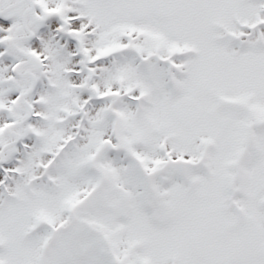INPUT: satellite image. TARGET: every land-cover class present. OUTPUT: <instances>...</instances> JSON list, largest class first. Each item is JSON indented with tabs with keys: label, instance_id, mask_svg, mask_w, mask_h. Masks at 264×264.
I'll use <instances>...</instances> for the list:
<instances>
[{
	"label": "snow or ice",
	"instance_id": "obj_1",
	"mask_svg": "<svg viewBox=\"0 0 264 264\" xmlns=\"http://www.w3.org/2000/svg\"><path fill=\"white\" fill-rule=\"evenodd\" d=\"M0 264H264V0H0Z\"/></svg>",
	"mask_w": 264,
	"mask_h": 264
}]
</instances>
